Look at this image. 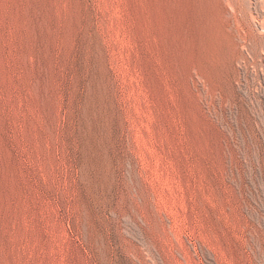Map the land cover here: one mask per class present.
Returning <instances> with one entry per match:
<instances>
[{
  "label": "rangeland",
  "instance_id": "obj_1",
  "mask_svg": "<svg viewBox=\"0 0 264 264\" xmlns=\"http://www.w3.org/2000/svg\"><path fill=\"white\" fill-rule=\"evenodd\" d=\"M263 30L264 0H0V264H264Z\"/></svg>",
  "mask_w": 264,
  "mask_h": 264
},
{
  "label": "bare ground",
  "instance_id": "obj_2",
  "mask_svg": "<svg viewBox=\"0 0 264 264\" xmlns=\"http://www.w3.org/2000/svg\"><path fill=\"white\" fill-rule=\"evenodd\" d=\"M250 6V5H249ZM263 9V8H262ZM256 10V9H255ZM253 18V17H252ZM264 31V30H263Z\"/></svg>",
  "mask_w": 264,
  "mask_h": 264
}]
</instances>
